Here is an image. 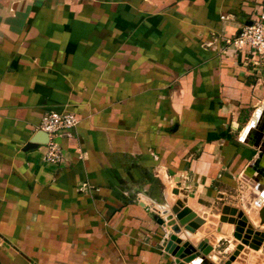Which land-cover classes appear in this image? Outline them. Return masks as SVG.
Instances as JSON below:
<instances>
[{"label": "crops", "instance_id": "crops-1", "mask_svg": "<svg viewBox=\"0 0 264 264\" xmlns=\"http://www.w3.org/2000/svg\"><path fill=\"white\" fill-rule=\"evenodd\" d=\"M262 9L0 0V264H174L157 220L178 200L217 219L195 238H214L221 260L233 248L223 204L263 230L264 132L254 145L246 127L262 117L264 74L223 43ZM52 110L76 118L58 163L45 143L21 150Z\"/></svg>", "mask_w": 264, "mask_h": 264}, {"label": "water", "instance_id": "water-1", "mask_svg": "<svg viewBox=\"0 0 264 264\" xmlns=\"http://www.w3.org/2000/svg\"><path fill=\"white\" fill-rule=\"evenodd\" d=\"M246 24H249V21ZM260 112L261 110L258 109L254 113L253 118L246 127L250 132V143L254 145L258 143L264 132V109L262 117L257 121ZM253 126L255 129H252ZM46 142L47 135L38 130L25 142L21 150L27 151L36 148L38 144ZM260 145L264 146V140ZM171 192L177 194V189L173 188ZM257 201L263 202V205L257 211L259 225H261L264 223V190L258 195ZM169 209L171 214H167L164 219L157 221L169 231L163 238L164 245L162 249L172 258L174 264H206L204 257H209L217 261L218 264H229L232 261L235 264H264V247L260 252H256L264 240V231L253 227L241 209L227 204L220 207L219 212L221 215H230L229 217L220 216L218 220L230 224L229 235L232 238L231 245H233L230 252H225L227 256L223 260L220 259L219 252L209 244V241L212 242V240L208 237H202L197 241L192 239L191 242L186 240V233L194 235L201 231L202 224L205 221L204 217L196 214L179 200L171 204ZM180 228L183 232H180ZM193 244L195 245L193 246ZM243 245L247 248H243Z\"/></svg>", "mask_w": 264, "mask_h": 264}, {"label": "built area", "instance_id": "built-area-1", "mask_svg": "<svg viewBox=\"0 0 264 264\" xmlns=\"http://www.w3.org/2000/svg\"><path fill=\"white\" fill-rule=\"evenodd\" d=\"M223 43L225 49L241 54L243 61L251 70L258 72L259 75L264 74V9L251 13L249 24L241 26L232 37L224 38ZM75 123L76 118L71 112L52 110L42 115L37 129L47 135L43 153L45 161L50 163L62 161L57 136L61 131L74 127Z\"/></svg>", "mask_w": 264, "mask_h": 264}, {"label": "rangeland", "instance_id": "rangeland-1", "mask_svg": "<svg viewBox=\"0 0 264 264\" xmlns=\"http://www.w3.org/2000/svg\"><path fill=\"white\" fill-rule=\"evenodd\" d=\"M245 185L244 186H241L240 187V189L239 190H241V191H243V190H245ZM247 188V187H246ZM168 195H169V197L171 198L172 197V195L173 194H170V193H167ZM173 198V197H172ZM247 200H245V201H243V205H241V207H242V209H247L248 208V202H246ZM252 202V201H251ZM241 203H242V201H241ZM245 203V204H244ZM253 205V204H252ZM251 205H249V207H250ZM211 213V212H210ZM203 216L206 218V220H207V222L208 223H206L204 226H202V228H201V231H203V230H205V227H206V229H207V226L209 227V226H211V224H210V222H214V221H216L217 222V219L214 217V216H212V214H207V213H203ZM165 218V217H164ZM163 218V219H164ZM258 224H259V222H258ZM257 224V225H258ZM258 228V227H257ZM263 231H264V229H263ZM205 232H206V230H205ZM216 242V241H215ZM221 246H223V244H218V248L219 247H221ZM0 256H2V252L0 251Z\"/></svg>", "mask_w": 264, "mask_h": 264}, {"label": "bare ground", "instance_id": "bare-ground-1", "mask_svg": "<svg viewBox=\"0 0 264 264\" xmlns=\"http://www.w3.org/2000/svg\"><path fill=\"white\" fill-rule=\"evenodd\" d=\"M247 213H248V211H247ZM244 214L246 215V213H245V211H244ZM246 217L248 218V216L246 215ZM249 219V218H248ZM250 220V219H249ZM261 227H263V224H261ZM218 228H220V227H218ZM224 229H225V231H227L228 229H227V227H224ZM217 230H219V229H217ZM189 236H192L191 237V239H194V240H196V238H195V236H197V233L196 234H194V235H189ZM211 240L213 241V242H215V240H214V238H211Z\"/></svg>", "mask_w": 264, "mask_h": 264}]
</instances>
